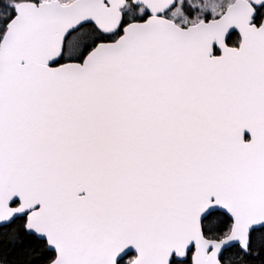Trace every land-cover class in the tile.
Here are the masks:
<instances>
[{
  "label": "snow or ice",
  "instance_id": "snow-or-ice-1",
  "mask_svg": "<svg viewBox=\"0 0 264 264\" xmlns=\"http://www.w3.org/2000/svg\"><path fill=\"white\" fill-rule=\"evenodd\" d=\"M0 264H264V0H0Z\"/></svg>",
  "mask_w": 264,
  "mask_h": 264
}]
</instances>
